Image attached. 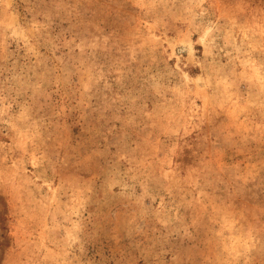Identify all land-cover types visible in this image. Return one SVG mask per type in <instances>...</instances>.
I'll use <instances>...</instances> for the list:
<instances>
[{"label": "rangeland", "instance_id": "obj_1", "mask_svg": "<svg viewBox=\"0 0 264 264\" xmlns=\"http://www.w3.org/2000/svg\"><path fill=\"white\" fill-rule=\"evenodd\" d=\"M0 264H264V0H0Z\"/></svg>", "mask_w": 264, "mask_h": 264}]
</instances>
